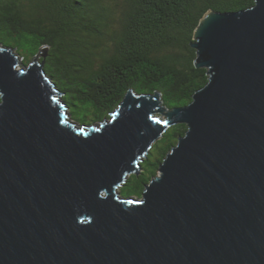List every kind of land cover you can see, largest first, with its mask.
I'll return each instance as SVG.
<instances>
[{
    "label": "water",
    "instance_id": "1",
    "mask_svg": "<svg viewBox=\"0 0 264 264\" xmlns=\"http://www.w3.org/2000/svg\"><path fill=\"white\" fill-rule=\"evenodd\" d=\"M192 47L209 81L189 105L165 114L160 92L129 90L87 127L47 49L21 68L0 45V264H264V0L209 11ZM177 124L159 175L123 196Z\"/></svg>",
    "mask_w": 264,
    "mask_h": 264
},
{
    "label": "trees",
    "instance_id": "2",
    "mask_svg": "<svg viewBox=\"0 0 264 264\" xmlns=\"http://www.w3.org/2000/svg\"><path fill=\"white\" fill-rule=\"evenodd\" d=\"M255 0H0V45L24 65L43 49L47 75L64 93L72 119L96 126L110 118L129 90L160 92L172 110L193 101L207 69L196 67L195 30L209 11L240 12ZM1 102V94H0ZM188 126L170 127L140 174L121 186L142 197Z\"/></svg>",
    "mask_w": 264,
    "mask_h": 264
},
{
    "label": "rangeland",
    "instance_id": "3",
    "mask_svg": "<svg viewBox=\"0 0 264 264\" xmlns=\"http://www.w3.org/2000/svg\"><path fill=\"white\" fill-rule=\"evenodd\" d=\"M45 49H43V51H44ZM12 51H13V53L15 54V55H17L18 56V58H19V60H20V66L19 67H21V68H24L23 66H24V63H23V59H22V57L19 55V54H17L16 52H17V50H13L12 49ZM36 59L37 58H39L38 56H36L35 57ZM35 58H34V60H35ZM33 60V61H34ZM38 60V59H37ZM28 65V64H27ZM161 108H166L165 109V114H167L168 112H169V109H167V107H165V105L162 103V105H161ZM173 110V109H172ZM155 117H159V119H160V121H165L166 119H168V117L166 116V115H163L162 113H160V112H157L156 114H155ZM73 121H75V120H73ZM101 124V123H100ZM164 136V135H163ZM161 139V138H160ZM156 143V142H155ZM155 143H154V145H155ZM144 159H146V157L144 158ZM142 172V170H140L139 171V173L138 174H140ZM160 172V171H159ZM134 174H137L136 172H132V174H129V176L126 178V179H128L131 175H134ZM159 175V174H158ZM157 175V176H158ZM156 176V177H157ZM126 182V181H125ZM124 182V183H125ZM123 183V184H124ZM121 187L119 188V191L121 192Z\"/></svg>",
    "mask_w": 264,
    "mask_h": 264
}]
</instances>
